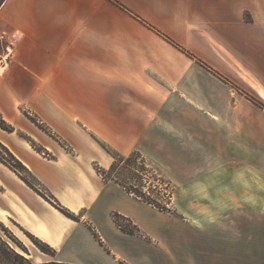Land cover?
<instances>
[{"label":"crops","instance_id":"obj_1","mask_svg":"<svg viewBox=\"0 0 264 264\" xmlns=\"http://www.w3.org/2000/svg\"><path fill=\"white\" fill-rule=\"evenodd\" d=\"M0 40V143L43 194L0 161V225L38 263L264 264V0H1ZM103 145L166 164L175 213Z\"/></svg>","mask_w":264,"mask_h":264},{"label":"trees","instance_id":"obj_2","mask_svg":"<svg viewBox=\"0 0 264 264\" xmlns=\"http://www.w3.org/2000/svg\"><path fill=\"white\" fill-rule=\"evenodd\" d=\"M251 100L260 108H264V104L259 101L251 98ZM34 122H36L34 120ZM37 123V122H36ZM0 128L5 131L12 132L14 128L9 125L5 120L0 118ZM106 151L114 158L113 165L111 168L106 171L104 169L99 168L98 173L105 180H113L120 184L128 193L134 195L139 200L152 205L158 208L162 212H167V207L171 204L173 193L170 190V182H166L163 178L162 174L153 167L147 159L138 151L132 152L128 156H121L116 153L112 148L107 145H103ZM0 151L4 155H6L10 162L6 159L2 158L0 155V161L10 167L14 172H16L31 188H33L38 193L42 194L35 185H37L38 181L33 176V174L29 171L27 167L20 162L13 153L0 143ZM149 176L153 177L157 182V185L153 184V186H147V178ZM35 181L36 184L32 183ZM162 185V186H161ZM148 190V191H146ZM161 190L165 192L166 199H160ZM160 192V193H159ZM43 195V194H42ZM58 207V206H57ZM59 210L64 213L66 216L74 219V216L67 210H64L58 207ZM117 222L119 223V217H116ZM121 226V225H120ZM125 231L132 233L130 229H126L121 226ZM37 244L40 246L42 252L54 256L55 252L48 245L41 243L39 240ZM14 262H18L19 264H33L28 259L23 256L17 254L5 240L0 235V264H14ZM44 264H59V263H44Z\"/></svg>","mask_w":264,"mask_h":264},{"label":"rangeland","instance_id":"obj_3","mask_svg":"<svg viewBox=\"0 0 264 264\" xmlns=\"http://www.w3.org/2000/svg\"><path fill=\"white\" fill-rule=\"evenodd\" d=\"M1 1V0H0ZM3 43L0 40V49L2 47ZM253 99L259 101L258 99L254 98L253 96H251ZM260 103H263L261 101H259ZM264 104V103H263ZM179 114L184 116L183 112ZM180 115H178V118H180ZM36 145V144H34ZM36 148H39L36 145ZM0 155L2 156V158L6 159L8 162H10V159L4 155L2 153V151H0ZM149 160L155 164V167L159 173L162 174L163 178L166 180V182H170V190L171 192L175 193V188H176V184L174 183L173 179H172V175L171 172L169 170V168L167 167L166 164L160 162L159 160L155 159L152 156H148ZM151 163V164H152ZM32 183L36 184L35 181L31 180ZM147 186H153V184L157 185V182L154 180L153 177L149 176V178H147ZM162 186V185H161ZM148 191V190H146ZM160 193V192H159ZM166 194L164 191L161 190V194H160V199H166ZM173 202V201H172ZM171 202V204L167 207V212L168 213H175L174 211V205ZM14 228V227H13ZM15 229V228H14ZM17 230V229H16ZM0 235L3 238V240H5V242H7L9 244V246L19 255L23 256L24 258L28 259L29 261H31L33 264H43V263H38L39 260V256H42V250L40 249V246L37 244V241L34 240L33 237L27 235V234H20V236L22 237L21 241L19 238L16 237V235H14V233L12 232V230L6 226V225H0ZM14 264H19L18 262H14Z\"/></svg>","mask_w":264,"mask_h":264},{"label":"built area","instance_id":"obj_4","mask_svg":"<svg viewBox=\"0 0 264 264\" xmlns=\"http://www.w3.org/2000/svg\"><path fill=\"white\" fill-rule=\"evenodd\" d=\"M14 51L10 47H6L3 52L0 53V77H3L9 70Z\"/></svg>","mask_w":264,"mask_h":264}]
</instances>
